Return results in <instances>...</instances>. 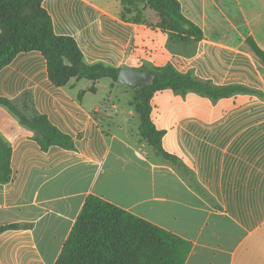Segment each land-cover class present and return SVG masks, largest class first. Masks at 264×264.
<instances>
[{
	"label": "crops",
	"instance_id": "0c3cea01",
	"mask_svg": "<svg viewBox=\"0 0 264 264\" xmlns=\"http://www.w3.org/2000/svg\"><path fill=\"white\" fill-rule=\"evenodd\" d=\"M177 1L203 32L200 45L237 40L250 51L259 71L245 85L264 92V84H255L264 80V65L246 42L264 52V0ZM41 6L54 33L71 37L88 65L141 69L162 57L152 42L156 30L132 23V14L122 20V0ZM217 54L207 48L203 57ZM103 80V101L88 99ZM28 91L36 111L73 139L74 150L41 152L34 133L0 107V136L12 151L11 181L0 183V227L23 226L0 234V264H55L89 196L188 242L184 264H264V98L237 95L219 100L213 114H192L184 98L152 97L151 120L164 132V151L178 159L174 165L140 138L127 87L71 79L56 88L41 54L29 52L0 71V97L16 100Z\"/></svg>",
	"mask_w": 264,
	"mask_h": 264
},
{
	"label": "trees",
	"instance_id": "16d2710c",
	"mask_svg": "<svg viewBox=\"0 0 264 264\" xmlns=\"http://www.w3.org/2000/svg\"><path fill=\"white\" fill-rule=\"evenodd\" d=\"M43 0H0V71L18 55L38 52L44 58L49 82L56 88L65 87L71 79L87 80L94 84L101 79L116 83L120 69L101 63L84 62L76 42L67 36H57L48 13L42 8ZM139 4V6H138ZM144 4L154 12L159 23L156 27L167 33L174 43L200 42L203 32L182 13L177 0H122V20L132 14L130 21L144 24L140 18ZM254 56L264 65V52L247 39ZM147 71L145 69H140ZM151 73L150 86L132 90L130 102L138 116V133L157 157L174 165L178 159L162 147L163 131L157 130L151 120L150 101L154 94L170 91L184 98L195 94L212 103L236 94L251 95L254 91L240 85L217 86L192 73H182L171 63L157 67ZM94 87L91 92H94ZM81 97V94H79ZM0 107L13 115L18 123L34 133L33 140L41 152L51 147L74 150L73 139L54 126L46 115L36 111L31 93L24 92L18 99L0 97ZM12 151L0 136V183H9ZM23 226L0 227V234ZM190 251L188 242L141 220L101 199L89 196L82 207L55 264H184Z\"/></svg>",
	"mask_w": 264,
	"mask_h": 264
},
{
	"label": "rangeland",
	"instance_id": "374dc122",
	"mask_svg": "<svg viewBox=\"0 0 264 264\" xmlns=\"http://www.w3.org/2000/svg\"><path fill=\"white\" fill-rule=\"evenodd\" d=\"M139 6V4H138ZM142 7V15L141 19L144 21V24H141L143 28L152 29L156 27L159 23V19L157 15L149 10V8L145 7L144 4H140V8ZM133 15L128 16V20L132 18ZM152 30H156L157 32L155 35L151 34L152 42L156 41L158 43V49L160 55L162 57L159 58V62H156L151 67H146L144 63L139 64L141 69L148 68L150 71L154 70L157 67H161L167 63L168 61L173 60L176 67L181 71H186L192 73L195 77L202 79V80H209L204 79L208 78V76H214V80L210 79L213 84L217 82V84H229V85H240L246 88H249L254 91V94L246 95V96H253L258 98H264V92L258 88H252L246 86L245 84H251V80L253 77L254 71L258 74L257 68L254 67L252 64L250 56V51L247 52L244 49V45L240 43V41H235L231 44H227V42H223L222 44H217L216 42L212 41V44L209 46H205L206 43H198L193 42L192 40L185 43H174L170 40V37L167 33L161 32L158 28H154ZM231 45V46H230ZM207 48H213L215 50H219V54L216 56H211L207 60L203 57ZM147 47L144 46V55L150 56L149 53L147 54ZM249 55V56H247ZM202 58V59H201ZM215 65L218 66L217 70ZM214 71L216 73H214ZM185 72V73H186ZM220 72V73H218ZM260 73V72H259ZM255 74V73H254ZM261 74V73H260ZM259 74V75H260ZM255 84H264L258 79ZM106 80L101 81L100 87L95 95H88V99L95 101L96 103L102 102L103 99L106 97L108 90H105L103 84H106ZM82 84H88L85 81H82ZM227 86V85H226ZM129 89V88H128ZM237 95H245V94H236ZM134 93L132 91V97ZM166 96H175L170 91H163L154 94L153 98L155 97H166ZM232 96V97H234ZM231 98V97H230ZM120 103H116L118 109L123 108L124 105V97H120ZM184 100L190 103V109L192 114H199L207 113L213 114L214 113V106L216 103H212L210 100L206 98H201L195 94H188L184 97ZM194 123V121H192Z\"/></svg>",
	"mask_w": 264,
	"mask_h": 264
},
{
	"label": "water",
	"instance_id": "95a60500",
	"mask_svg": "<svg viewBox=\"0 0 264 264\" xmlns=\"http://www.w3.org/2000/svg\"><path fill=\"white\" fill-rule=\"evenodd\" d=\"M154 76L140 69L122 68L119 70L116 83L130 90L141 89L152 84Z\"/></svg>",
	"mask_w": 264,
	"mask_h": 264
}]
</instances>
